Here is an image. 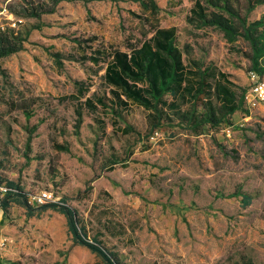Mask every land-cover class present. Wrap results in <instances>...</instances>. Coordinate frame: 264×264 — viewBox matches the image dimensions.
Returning <instances> with one entry per match:
<instances>
[{"label":"rangeland","instance_id":"obj_1","mask_svg":"<svg viewBox=\"0 0 264 264\" xmlns=\"http://www.w3.org/2000/svg\"><path fill=\"white\" fill-rule=\"evenodd\" d=\"M154 1L156 12L135 0H74L40 21L20 19V27L39 28L23 51L0 59L1 187L19 186L26 197L52 191L75 211L85 237L118 264H264V102H249V63L241 55L248 44L188 23L196 0ZM234 6L244 14L242 0ZM261 16L264 6L249 20ZM14 20L1 18L0 27ZM153 26L175 27L185 56L212 62L245 88L244 110L216 131L164 128L152 142L147 112L135 106L117 125L110 114L82 108L77 129L80 103L66 100L76 95L74 83H83L85 97L110 95L101 78L106 64L82 58L96 49L126 51ZM12 104H26L31 117ZM125 124L139 139L120 133ZM1 219L0 264H106L73 241L58 210L31 212L13 198Z\"/></svg>","mask_w":264,"mask_h":264},{"label":"trees","instance_id":"obj_2","mask_svg":"<svg viewBox=\"0 0 264 264\" xmlns=\"http://www.w3.org/2000/svg\"><path fill=\"white\" fill-rule=\"evenodd\" d=\"M74 0H7L5 9L14 18V26L10 24L0 27V59L14 55L25 49L31 30L38 29L20 27V19H35L40 21L44 16L56 12L61 2ZM152 12L157 11L154 0H135ZM245 5L244 14L234 4L239 0H196L191 8L187 21L198 28L213 27L224 33L230 39L241 38L248 44V50L241 51L247 59V71L255 72L264 79V16L249 20V15L259 6H264V0H242ZM17 27H19L17 29ZM177 45V29L175 27H152L150 37H145L136 44H130L126 51L112 49L109 52L94 50L90 56L83 57L93 65L105 63L102 81L108 93L85 97L88 92L75 82L76 95L66 97V100L76 101L80 106L75 109L77 122L81 120V109L88 112L110 114L112 124L124 121V113L135 106L147 112L149 133L146 141L155 132L181 127L196 136L209 131H216L222 124L232 125L231 117L244 110L246 89L231 80V76L216 67L212 62L191 59ZM55 63L60 55L53 54ZM82 98L84 100L82 101ZM12 110H22L28 120L26 104H12ZM246 112V111H245ZM103 126V123L100 122ZM76 125V128H79ZM101 126V130L103 127ZM26 150L30 149V141L36 126L26 127ZM122 135H139L131 125L125 124L120 130ZM55 150L70 153L68 146L54 144ZM115 161V160H112ZM118 163V162H117ZM113 164H116L113 163ZM2 182L0 180V187ZM7 192L0 198V211L3 217L8 213L9 202L13 198L22 200L29 211H43L46 208L58 210L67 219L73 241L100 256L106 264H118L111 253L106 251L95 239L89 241L78 223L75 211L66 205L65 201L29 205L26 196L19 186L11 183L6 185ZM248 201V196L242 198ZM35 208H32V207ZM2 219L0 220V224Z\"/></svg>","mask_w":264,"mask_h":264},{"label":"built area","instance_id":"obj_3","mask_svg":"<svg viewBox=\"0 0 264 264\" xmlns=\"http://www.w3.org/2000/svg\"><path fill=\"white\" fill-rule=\"evenodd\" d=\"M249 79L252 82V88L250 90V101L252 106H255L259 102H264V79H260L259 75L255 72H248ZM161 133L155 131L150 137V142L156 141L160 137ZM7 192L6 187H0V193L5 194ZM27 203L29 205H43L46 203H58L59 198L50 190L38 191L35 194L27 195Z\"/></svg>","mask_w":264,"mask_h":264},{"label":"crops","instance_id":"obj_4","mask_svg":"<svg viewBox=\"0 0 264 264\" xmlns=\"http://www.w3.org/2000/svg\"><path fill=\"white\" fill-rule=\"evenodd\" d=\"M7 3V0L4 1V3H0V19L1 18H9L10 14L8 13V11L5 9V5ZM4 59V58H3ZM177 221V220H176ZM174 219H169V224L171 226H175V224H179V222H176Z\"/></svg>","mask_w":264,"mask_h":264}]
</instances>
